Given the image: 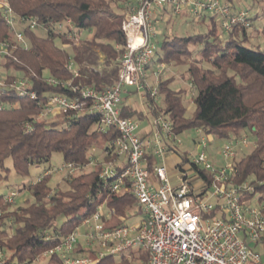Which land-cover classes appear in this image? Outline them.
<instances>
[{"label": "trees", "instance_id": "1", "mask_svg": "<svg viewBox=\"0 0 264 264\" xmlns=\"http://www.w3.org/2000/svg\"><path fill=\"white\" fill-rule=\"evenodd\" d=\"M134 1L6 0L19 18L53 22L70 18L78 32L89 29L90 35L81 38L77 45L65 48L63 45L69 40L61 35L39 34L27 26L22 28L28 48L12 50V56L1 66L29 77L37 100L18 96L13 91L0 95V100L14 102L13 108L0 110V179L6 177L2 174L7 170L6 158H11L18 177L29 175L32 165L48 163L54 152L62 156V162L87 167L90 159L96 158L97 164L76 172L71 178L61 176L63 187L53 174L43 176L40 181H29L24 188L32 200L25 198L24 204L11 207L14 202H6L4 195H0V264H30L36 255L53 249L82 216L93 212L95 205L105 198L107 206L114 208L117 215L127 219L133 214L128 213L129 208L136 206L131 194L108 195L106 190L99 189L102 163L116 157L110 142L117 137V131H99L97 114L82 113L69 120L64 114H57L51 121L39 119L37 115L41 108L39 100H44L50 93H68L65 86L48 84L44 78H71L67 68L70 60L80 73L74 83L103 89L117 80L119 57L125 46L121 21L128 5ZM223 2L229 3L233 10L242 7L241 0ZM254 4L264 10V0H254ZM258 16L257 11L250 14L248 19L252 28L236 24L231 31L220 33L219 20L209 16L197 21H208L204 32L164 36L151 63L186 66L187 79L195 90L192 115L186 114L183 103L186 91L171 86L174 77H160L157 87L161 106L147 94L151 111H162L167 116L174 135L198 127L224 141L236 139L246 132L252 134L253 148L237 160L231 177L233 184L242 186L244 201L252 200L255 193L260 194L258 201H261L264 194V46L252 48L247 45L252 32L264 42V24L254 26ZM11 37L12 32L0 11V41ZM197 44H201L199 50L191 48ZM194 53L199 57L193 58ZM121 114L138 116L140 112L122 103ZM27 124L31 126L30 131L26 130ZM181 157L185 158L183 154ZM153 161L155 159L150 158L148 165ZM198 171L208 182L210 174ZM58 218H62L60 223H56ZM139 258L142 264L145 263L147 252L142 250ZM48 263L64 264L56 253L49 256ZM97 264L133 262L128 255L121 254L105 256Z\"/></svg>", "mask_w": 264, "mask_h": 264}, {"label": "built area", "instance_id": "2", "mask_svg": "<svg viewBox=\"0 0 264 264\" xmlns=\"http://www.w3.org/2000/svg\"><path fill=\"white\" fill-rule=\"evenodd\" d=\"M165 8L176 15L186 10L193 22L215 16L222 33L231 31L236 24L252 28L246 8L233 10L229 3L219 0H135L128 5L121 21L125 46L119 57L118 78L112 85L96 89L74 83L80 73L73 60L67 63L71 78H44L48 84L65 86L68 93H50L39 100L41 108L37 118L64 114L69 120L82 113L97 114L99 131H117V137L110 142L116 157L102 163L99 189L103 188L108 195L131 194L136 200L132 213L137 221L128 223L125 216L117 215L114 208L107 206L105 198L95 205L93 212L82 216L53 249L36 255L30 264H37L42 255L49 257L53 253L58 254L64 264H97L105 256L130 255L141 250L147 252L143 264L261 263L260 251L255 247L264 249V206L254 205L251 199L244 201L242 186L231 181L239 148L249 144L245 134L220 145L218 154L223 163L215 166L209 160L206 147L218 139L213 135L208 139L205 135L210 134L200 127L195 128L199 150L197 154L188 153L179 159L174 166L176 182L172 183L162 162L167 153L175 151L177 135L173 133L172 122L162 111H155L153 134L140 136L135 120L121 114V95L125 87L134 86L144 96L148 94L157 99L164 64L155 65L153 83L148 80V68L157 48V42L152 39L156 37L155 25L160 18L167 19L155 14ZM0 11L12 32L10 39L0 41V61L11 57L12 50L18 47L28 48L22 32L26 26L63 36L69 40L63 45L65 48L80 42L81 32L70 18L55 22L32 17L22 19L6 0H0ZM5 70L0 71V95L13 91L18 96L37 100L29 77L17 75L11 68ZM13 107L14 102L0 100V110ZM26 130H31L29 124ZM150 157L155 161L148 165ZM96 164L97 159L91 158L88 166ZM183 164H189V169H184ZM87 167L61 162L43 170L35 181L47 174L71 178ZM198 170L210 174L208 182ZM15 195L10 191L4 195V200L13 203Z\"/></svg>", "mask_w": 264, "mask_h": 264}, {"label": "rangeland", "instance_id": "3", "mask_svg": "<svg viewBox=\"0 0 264 264\" xmlns=\"http://www.w3.org/2000/svg\"><path fill=\"white\" fill-rule=\"evenodd\" d=\"M223 2L224 0H219ZM236 3V2H235ZM242 7L248 9L249 13L253 15L255 11L259 13L258 18L255 20V27H260L264 24V10H262L260 7H257L256 4H254V0H241L239 3ZM170 16L166 18H160L159 22L155 25L156 30V37L152 38L155 42H157V48L160 47V44L164 38V36L171 37V36H184V35H190L195 32H204L208 27V21L205 20V22L197 23L196 21L193 22L189 16L183 17V14H173L169 13ZM21 26V25H19ZM219 28H221L219 26ZM37 33L43 34L44 31L41 29H36ZM220 33L222 31L219 29ZM90 35L89 29H83L81 31L80 37L86 38ZM249 47H256L257 45H260V47L264 46V42L261 40L260 37L256 36L253 32L251 35L250 43L247 44ZM191 48L195 50H199L201 48V44L193 45ZM199 57V54L194 53L193 58ZM192 60V57H190L189 61ZM152 67V65H151ZM162 73L161 78H171L174 77L172 87L175 89H182L185 90L186 93L184 94L183 103L186 108V114L188 116L192 115L195 109V105L193 102L192 95L195 94V90L191 87L188 79H187V73H186V66L185 65H175V64H164L163 67H161ZM155 69V66H154ZM0 71L5 72L6 70L3 68H0ZM20 75V74H17ZM150 82H152V78L149 79ZM125 90L127 92L122 93L121 102L125 104L134 105L137 108H140L143 112V114L146 116H134L137 121V131H139L144 125L148 124L149 120L153 119V113L148 108V105L144 103L145 101H141V98L139 97V92L136 90L134 86H128L125 87ZM156 101L158 102V105H162V102L160 98L157 96ZM40 119L44 121H51L53 119V116H45L40 117ZM244 135V134H241ZM208 139L211 138V135H205ZM245 136L247 137L249 144L247 146H241L238 151V159L241 158L244 154L251 151L254 145V138L250 132H246ZM198 138V132L195 128L186 129L183 132L179 133L176 136L175 141V153L178 154L179 159L181 158V154L188 155V153L197 154L199 148L198 145L195 143V140ZM224 143V140H217L215 142H212L206 147V152L209 157V160L212 164L215 166L220 165L223 163V160L219 153V147ZM62 162V156L54 152L51 155L50 161L45 164H39V165H32L29 169V175L24 177H18L16 176L14 169L12 167V160L11 158H6L4 164L7 170L3 171L2 174L6 177H3L0 179V195H6L10 191H14L16 193L14 197V203L11 207L24 204L23 201L25 198H28L29 201L32 200L31 195L29 192L24 188V184H27L31 180H35L37 175L40 174L45 168L56 166ZM175 166V164H174ZM90 166H88L85 170H88ZM174 168V167H173ZM184 169H189V164H183ZM54 179L58 180L60 182V187L64 186V182L61 179L60 175L53 174ZM260 197L259 193H255V195L252 198V203L254 205H257L258 207L264 206V194L262 195L263 199L261 201H258V198ZM130 212H133L135 210V207L129 208ZM62 221V218H58L56 223H60ZM137 221V218L134 214H131L127 218V222L130 224H133ZM142 251V250H141ZM141 251L136 253H131L128 255V259L132 260L133 264H140L141 262L137 261L139 257H141ZM260 256H261V264H264V249H260ZM48 256L42 255L39 262L37 264H50L48 263Z\"/></svg>", "mask_w": 264, "mask_h": 264}, {"label": "crops", "instance_id": "4", "mask_svg": "<svg viewBox=\"0 0 264 264\" xmlns=\"http://www.w3.org/2000/svg\"><path fill=\"white\" fill-rule=\"evenodd\" d=\"M158 11V10H157ZM171 11H170V9L169 8H165V9H162V10H159L155 15H157V16H162V17H169L170 16V13ZM182 14H183V17L185 16V17H187V12H186V10H184L183 12H182ZM205 22V21H204ZM1 63H3V60L2 61H0V68H2L1 67ZM154 64H152V67L151 66H149V68H148V74H149V76H148V80L150 79V78H152V82L151 83H153L154 82V76H153V71H154ZM125 92H127L126 90H125ZM139 92V97L141 98V101H145L144 103H146L147 105H148V108L150 109V111H151V108L149 107V102H148V100H147V96H144V94H142L140 91H138ZM123 105H125V103H123ZM127 105H130V104H127ZM130 106H132L134 109H137V110H139V112H140V114L138 115V116H146V114L144 115L143 114V112H142V110L140 109V108H137L136 106H134V105H130ZM152 112V111H151ZM153 113V112H152ZM153 115H154V113H153ZM129 117H131L133 120H135V122L137 123V121H136V119H135V117L134 116H129ZM52 120H54V116H53V119ZM137 131V130H136ZM153 132H154V127H153V119L152 120H149L148 121V124H146V125H144L139 131H137V133L140 135V136H145V135H152L153 134ZM176 151H172V152H169V153H167L165 156H164V158L162 159V162L164 163V165L166 166V168H167V172H168V175H169V178H170V181L172 182V183H175L176 182V174H175V170H174V164H176L178 161H179V155L176 153V154H173V153H175ZM151 158V160H152V158L153 157H150ZM120 159H122V156L120 157ZM152 180L154 181V179H153V177H152ZM263 212H264V210H263ZM257 250H260V249H262V248H260L259 246H256L255 247ZM261 264V263H260Z\"/></svg>", "mask_w": 264, "mask_h": 264}]
</instances>
